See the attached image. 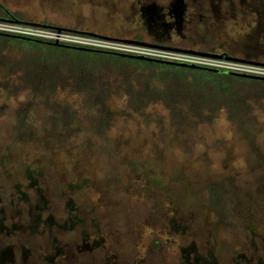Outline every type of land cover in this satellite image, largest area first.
<instances>
[{"label": "rangeland", "instance_id": "1", "mask_svg": "<svg viewBox=\"0 0 264 264\" xmlns=\"http://www.w3.org/2000/svg\"><path fill=\"white\" fill-rule=\"evenodd\" d=\"M9 1L21 21L76 20L53 11L58 5ZM108 14L79 18L115 34ZM226 18L229 26L206 36L232 44L175 45L264 61V0H246L244 14ZM0 44H9L4 58L40 50L26 40ZM123 63L94 62L109 87L101 127L102 106L84 92L0 84V264H264V91L246 97L240 116L223 105L196 115L179 97L165 99L168 83L158 77L148 85L160 96L135 104L121 84ZM192 75L177 78H202ZM210 183L224 194L218 210Z\"/></svg>", "mask_w": 264, "mask_h": 264}, {"label": "trees", "instance_id": "2", "mask_svg": "<svg viewBox=\"0 0 264 264\" xmlns=\"http://www.w3.org/2000/svg\"><path fill=\"white\" fill-rule=\"evenodd\" d=\"M3 11L15 18L12 12L6 9ZM0 38L7 41L34 42L40 48L36 54H22L28 58L20 56L21 54L11 55L8 58L6 56L10 53L9 49L4 55L6 58L0 57V73L2 74L0 84L6 91H15L24 86L34 93L50 92L58 87L84 92L88 103L102 106L101 109L98 108L95 115L97 119L94 117L96 124L100 127L106 114L103 103L109 87L107 80L102 79L93 69L94 62L98 59L116 58L124 62L119 68L121 84L127 85L129 98L135 104H141L153 96H160L156 88H153L155 85H148L158 77L164 78L168 83L163 97L169 101L179 97L183 105L196 115L202 114L203 108H216L223 105L229 116H240L241 111L246 110V97L256 94V91H264V79L239 76L223 70L192 68L123 56L110 51L77 49L67 45H52L3 34H0ZM4 45L9 44H0V49ZM151 71L158 72L159 76H147ZM192 73L202 75L203 79L198 76L201 80L190 79L189 82L178 80L179 76L185 78L187 74L194 78ZM170 79H177V82ZM139 80L140 83H138ZM235 82L239 84L234 86ZM24 103L23 101L19 107L24 108ZM223 195L218 185L215 183L208 185L210 204L217 210L224 202Z\"/></svg>", "mask_w": 264, "mask_h": 264}, {"label": "flooded vegetation", "instance_id": "3", "mask_svg": "<svg viewBox=\"0 0 264 264\" xmlns=\"http://www.w3.org/2000/svg\"><path fill=\"white\" fill-rule=\"evenodd\" d=\"M63 1L71 4L65 6L61 3ZM33 2L39 9H42V6L55 5L58 6L53 11L59 8L67 9L76 18L73 27L81 30L94 32L92 30L102 29L103 26L91 25L80 20V13L84 11L97 15L101 11H109L110 14L107 16L117 18L113 27L115 29L148 36L155 43L187 46L232 44L228 41L217 42L211 34L206 36V31L210 32L214 27L224 25L228 21L226 17L234 18L237 14H244L246 4V0H33ZM220 13L223 15L219 16ZM231 22L229 20L225 25L229 26ZM199 26H202L204 31L201 35Z\"/></svg>", "mask_w": 264, "mask_h": 264}, {"label": "built area", "instance_id": "4", "mask_svg": "<svg viewBox=\"0 0 264 264\" xmlns=\"http://www.w3.org/2000/svg\"><path fill=\"white\" fill-rule=\"evenodd\" d=\"M0 31L45 41H57L63 44L78 45L100 50L139 54L169 61L193 63L223 71L243 72L264 76V61L230 55L222 51H207L219 53L220 55L217 56L187 51L175 44H160L141 39H135L137 41H126L123 37L103 35L97 32H88L78 28H69L53 24L30 23L29 21L15 20V18L11 16H0Z\"/></svg>", "mask_w": 264, "mask_h": 264}, {"label": "water", "instance_id": "5", "mask_svg": "<svg viewBox=\"0 0 264 264\" xmlns=\"http://www.w3.org/2000/svg\"><path fill=\"white\" fill-rule=\"evenodd\" d=\"M15 20H19V19L15 18ZM30 23L41 24V23H38V22H30ZM88 32H91V31H88ZM0 34L7 35V36H12V37H17V38H28V39H32V40H35V41L49 43V44H52V45H67V46H71V47H74V48H77V49L100 50V49L84 47V46H78V45L63 44V43H59L57 41H45V40H41V39H37V38H32V37H28V36H24V35L7 33V32H2V31H0ZM124 40H126V41L127 40L137 41L135 39H129V38H125ZM182 49L187 50V51H195V52H199V53H207V54H212V55H217V56L220 55L219 53H211V52H207V51H204V50H195V49H191V48H182ZM103 51H108V50H103ZM110 52H115V51H110ZM115 53H118V54L123 55V56H128V57H134V58L150 60V61H156V62H163V63H168V64L182 65V66H187V67H192V68L218 70L216 68L200 66V65L193 64V63L175 62V61H169V60L158 59V58H153V57H147V56H143V55H139V54H129V53H123V52H115ZM226 72L231 73V74H235V75H239V76H244V77H253V78H258V79H264V76H260V75H253V74H248V73H243V72H233V71H226Z\"/></svg>", "mask_w": 264, "mask_h": 264}, {"label": "crops", "instance_id": "6", "mask_svg": "<svg viewBox=\"0 0 264 264\" xmlns=\"http://www.w3.org/2000/svg\"><path fill=\"white\" fill-rule=\"evenodd\" d=\"M22 1L24 3H26V4H29V3L33 2V0H22ZM7 4H5V6L1 5L2 7L0 6V8L1 9L3 8L4 10L6 9V10H8L10 12H13V6L10 5L11 1H9V5H7ZM20 6H22V5H20ZM3 9H2V12H4L5 15H6L7 13L5 11H3ZM3 15L4 14H2V13L0 14V16H3ZM7 15L9 16V14H7ZM14 16H15V18H18V19L20 18V17H18L16 15H14ZM23 19L29 20V22H38V23L44 22V23H47V24L65 26V27H69V28H77V27H73L74 25H70V22L69 23L68 22L65 23V22L59 21L60 19L54 18L53 15L42 16V15L39 14V15H33L32 17H31V15H29L27 18H23ZM71 23L75 24L76 22L73 21ZM67 24H69V25H67ZM112 30L116 31V33L113 34L111 32V30L105 32V31H103V29L92 30V31L97 32V33L100 32L103 35L118 36V37H123V38H132V39L134 38V39H141V40L151 41L148 36H142V35L136 36L137 34H135L134 32L128 31V30H120V29H115V28H113ZM140 36H142V37H140Z\"/></svg>", "mask_w": 264, "mask_h": 264}]
</instances>
